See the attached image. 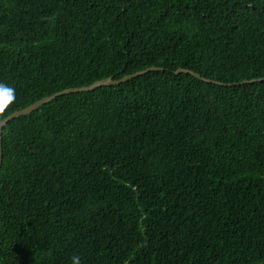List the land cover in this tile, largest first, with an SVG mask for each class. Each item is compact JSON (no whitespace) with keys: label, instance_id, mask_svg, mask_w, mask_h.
Masks as SVG:
<instances>
[{"label":"trees","instance_id":"trees-1","mask_svg":"<svg viewBox=\"0 0 264 264\" xmlns=\"http://www.w3.org/2000/svg\"><path fill=\"white\" fill-rule=\"evenodd\" d=\"M154 66L4 127L0 264H264V0H0L5 118Z\"/></svg>","mask_w":264,"mask_h":264},{"label":"water","instance_id":"water-1","mask_svg":"<svg viewBox=\"0 0 264 264\" xmlns=\"http://www.w3.org/2000/svg\"><path fill=\"white\" fill-rule=\"evenodd\" d=\"M157 70H161V68L154 66V67L148 68V69L143 70V71H138V72H135L133 74L125 75L121 79L107 78V79H104V80L96 81L93 84L88 85V86H83V87H79V88H69V89L63 90L61 92H58V93H56L54 95L45 97V98L35 102L34 104H32L31 106H29L27 108H24L22 110H18L16 112L12 113L7 118H5V119L0 121V167L2 166V162H3V145H2L3 144V141H2L3 140V129L8 124V122H10L11 120L31 113L32 111L40 108L42 105L53 101L58 96H62L64 94L75 93V92L91 91V90H94V89H96V88H98L100 86H104V85H117V84H120V83H123V82H126V81H130V80H132L134 78H137V77H139V76H141L143 74H146L148 72L157 71ZM175 73L176 74L191 73L195 77L200 78V79H202L204 81H212V80H209V79L201 76L200 74H198V73H196V72H194L192 70L185 69V68H182V67L179 68ZM253 81L254 80L245 81L243 83H248V82H253ZM220 84H223V83H220Z\"/></svg>","mask_w":264,"mask_h":264},{"label":"clouds","instance_id":"clouds-1","mask_svg":"<svg viewBox=\"0 0 264 264\" xmlns=\"http://www.w3.org/2000/svg\"><path fill=\"white\" fill-rule=\"evenodd\" d=\"M15 102V89L0 84V120L6 117L7 109ZM72 264H82L81 257L74 254L71 257Z\"/></svg>","mask_w":264,"mask_h":264}]
</instances>
